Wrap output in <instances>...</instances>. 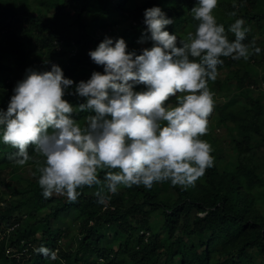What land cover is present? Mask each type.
Listing matches in <instances>:
<instances>
[{"label":"trees","instance_id":"1","mask_svg":"<svg viewBox=\"0 0 264 264\" xmlns=\"http://www.w3.org/2000/svg\"><path fill=\"white\" fill-rule=\"evenodd\" d=\"M194 4L0 0V109L6 110L26 69L47 71L55 63L74 84L87 80L92 71L102 72L87 53L105 36L123 38L127 50L137 54L151 47V41L139 43L147 35L143 11L148 7H160L173 20L166 29L184 39L195 31L197 21L190 13ZM213 14L230 40L234 35L228 26L243 18L248 28L244 43L250 51L257 33L264 39V0H218ZM260 46V53L252 52L247 60L222 57L217 71L229 73L208 82L213 98L224 94L208 119L226 129L232 147L221 153L214 148L213 136L201 137L211 147L213 165L194 186L164 181L151 188L120 187L115 194L105 189L103 204L95 195L98 185L79 188L75 202L62 195L44 198L37 183L42 157L29 145L33 158L17 165L8 158L16 149L0 142V175L8 169L11 173L0 176V264H264V43ZM254 68H260L261 80ZM62 98L74 105L83 102L75 95ZM89 114L78 112L74 118L82 124ZM21 168L29 173L20 180L14 169ZM103 176V171L98 173L101 180ZM66 215L76 220L77 230L58 226ZM108 227H115L113 235ZM63 236L70 245L61 244ZM41 245L57 250V259L34 251Z\"/></svg>","mask_w":264,"mask_h":264},{"label":"clouds","instance_id":"2","mask_svg":"<svg viewBox=\"0 0 264 264\" xmlns=\"http://www.w3.org/2000/svg\"><path fill=\"white\" fill-rule=\"evenodd\" d=\"M217 3L195 0V31L181 40L166 29L173 20L160 7L146 8L147 35L139 42L151 41V47L137 54L123 38L105 36L87 53L103 71L87 80L74 84L55 63L47 71L26 69L6 110L0 109V142L16 149L8 158L17 165L33 158L29 145L42 157L37 183L44 198L58 194L75 202L79 188L98 185L103 204L105 189L115 194L120 187L164 181L188 188L212 167L211 147L201 139L214 107L208 82L217 78L222 57L247 60L261 51L244 43L243 18L228 26L234 39L228 38L213 14ZM136 85L144 87L136 91ZM65 95L83 102L74 105ZM169 97L175 101L166 103ZM85 111L90 114L78 123L74 114ZM34 251L57 259V250L43 245Z\"/></svg>","mask_w":264,"mask_h":264},{"label":"rangeland","instance_id":"3","mask_svg":"<svg viewBox=\"0 0 264 264\" xmlns=\"http://www.w3.org/2000/svg\"><path fill=\"white\" fill-rule=\"evenodd\" d=\"M92 17H93V15L90 14V15L87 16V19L90 20ZM262 27L264 28V22L262 23ZM261 38L262 37L257 33L256 36H255V39L253 40L255 47H259L260 49H261V46H260L261 43H264V39L261 40ZM145 43H146V41L144 43H140V44L143 45ZM257 71H259V73ZM227 73H229V70L222 71V73H218L217 77L218 78H223V76L225 74H227ZM254 74H255L254 76L256 78H259L260 80L263 77V74H262L260 68H256V69L254 68ZM137 87L134 88V90L139 91L144 86L143 85H137ZM225 93L227 95L230 94L229 92H225ZM223 95L216 94L214 96V98H213L214 105L218 104V103H220V102H222L224 100V96ZM174 101H175L174 99H170L169 100V102H174ZM227 125L232 126V123L228 122ZM207 127H208V131L203 136L206 137L207 134H210L211 136L214 137V139L216 140V143H217L214 148L217 151H219L221 153H224L225 151L231 150L232 144L228 142L226 129L216 127L214 125V121L211 120V119H208ZM214 153H216V152L214 151ZM32 168L36 169L35 166H33V165H32ZM6 172H9V169L5 170L4 173H2L0 176L8 178L11 173H6ZM14 172H16L18 174L19 179L21 180V179H24L28 175L29 169H27V168L14 169ZM53 195H54V197L60 196L58 194H53ZM58 226L61 227V228H65L64 231H66L68 229V227L72 228L74 231L77 230V222H76V220H74L72 216H68V215H66V217H63V218L59 219ZM114 232H115V227H111V228L108 227L107 228V233L108 234L113 235ZM60 241H61V244H63L65 247H66V245H70L71 244V242L67 241L64 236L61 237Z\"/></svg>","mask_w":264,"mask_h":264}]
</instances>
